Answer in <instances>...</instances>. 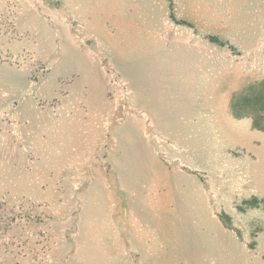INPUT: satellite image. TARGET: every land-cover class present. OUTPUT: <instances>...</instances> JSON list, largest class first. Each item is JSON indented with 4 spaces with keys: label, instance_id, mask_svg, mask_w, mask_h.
I'll list each match as a JSON object with an SVG mask.
<instances>
[{
    "label": "rangeland",
    "instance_id": "rangeland-1",
    "mask_svg": "<svg viewBox=\"0 0 264 264\" xmlns=\"http://www.w3.org/2000/svg\"><path fill=\"white\" fill-rule=\"evenodd\" d=\"M178 3L0 0V264H264V0Z\"/></svg>",
    "mask_w": 264,
    "mask_h": 264
},
{
    "label": "trees",
    "instance_id": "trees-1",
    "mask_svg": "<svg viewBox=\"0 0 264 264\" xmlns=\"http://www.w3.org/2000/svg\"><path fill=\"white\" fill-rule=\"evenodd\" d=\"M169 6H170V16L171 18L176 21L177 23H182V24H186V25H189V26H192V23L186 21V20H183V19H178L175 15V12H174V4H173V0H169ZM209 39L211 41H214V42H217L219 45L221 46H226L228 45L232 50H234L235 48L229 43L227 42L226 40H222L220 38H218L217 36H214V35H209L208 36Z\"/></svg>",
    "mask_w": 264,
    "mask_h": 264
},
{
    "label": "crops",
    "instance_id": "crops-1",
    "mask_svg": "<svg viewBox=\"0 0 264 264\" xmlns=\"http://www.w3.org/2000/svg\"><path fill=\"white\" fill-rule=\"evenodd\" d=\"M173 4H174V6H175V11H176V9L178 8V6L180 5V3H178V0H173ZM168 7H169V5H168ZM177 12V11H176ZM169 15H170V10H169ZM175 15H176V17L178 18V19H183V18H181V16H179L178 14H176L175 13ZM171 17V16H170ZM180 17V18H179ZM183 20H185V19H183ZM176 22V21H175ZM190 27V30H195V27L194 28H192L193 27V25L192 26H189ZM192 28V29H191Z\"/></svg>",
    "mask_w": 264,
    "mask_h": 264
}]
</instances>
